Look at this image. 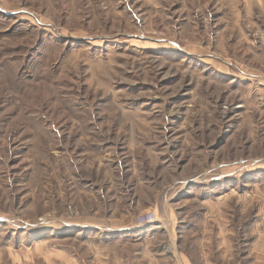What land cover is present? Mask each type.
I'll use <instances>...</instances> for the list:
<instances>
[{
	"label": "rangeland",
	"instance_id": "rangeland-1",
	"mask_svg": "<svg viewBox=\"0 0 264 264\" xmlns=\"http://www.w3.org/2000/svg\"><path fill=\"white\" fill-rule=\"evenodd\" d=\"M0 264H264V0H0Z\"/></svg>",
	"mask_w": 264,
	"mask_h": 264
},
{
	"label": "built area",
	"instance_id": "built-area-1",
	"mask_svg": "<svg viewBox=\"0 0 264 264\" xmlns=\"http://www.w3.org/2000/svg\"><path fill=\"white\" fill-rule=\"evenodd\" d=\"M157 217L155 211H146L138 217L139 225L156 224ZM160 226V225H159Z\"/></svg>",
	"mask_w": 264,
	"mask_h": 264
},
{
	"label": "bare ground",
	"instance_id": "bare-ground-1",
	"mask_svg": "<svg viewBox=\"0 0 264 264\" xmlns=\"http://www.w3.org/2000/svg\"><path fill=\"white\" fill-rule=\"evenodd\" d=\"M154 225V224H153ZM156 225V224H155ZM155 227H158V226H155Z\"/></svg>",
	"mask_w": 264,
	"mask_h": 264
}]
</instances>
